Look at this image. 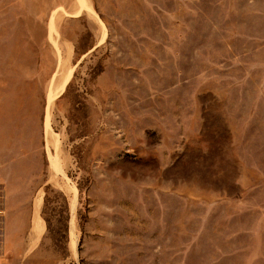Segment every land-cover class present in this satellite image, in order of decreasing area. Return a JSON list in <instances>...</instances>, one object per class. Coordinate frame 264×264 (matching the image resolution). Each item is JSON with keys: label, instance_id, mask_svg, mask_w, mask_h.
I'll return each instance as SVG.
<instances>
[{"label": "rangeland", "instance_id": "rangeland-1", "mask_svg": "<svg viewBox=\"0 0 264 264\" xmlns=\"http://www.w3.org/2000/svg\"><path fill=\"white\" fill-rule=\"evenodd\" d=\"M0 213V264H264V0H0Z\"/></svg>", "mask_w": 264, "mask_h": 264}, {"label": "crops", "instance_id": "crops-1", "mask_svg": "<svg viewBox=\"0 0 264 264\" xmlns=\"http://www.w3.org/2000/svg\"><path fill=\"white\" fill-rule=\"evenodd\" d=\"M1 215V213H0ZM48 226L45 220L41 216V210L39 206L33 207V212L31 214V223L29 231L26 235V241L30 246L38 247L41 242L44 240L45 235L47 234ZM3 242V248L0 250V259L1 255L5 250V244L7 242V235L0 229V245Z\"/></svg>", "mask_w": 264, "mask_h": 264}, {"label": "bare ground", "instance_id": "bare-ground-1", "mask_svg": "<svg viewBox=\"0 0 264 264\" xmlns=\"http://www.w3.org/2000/svg\"><path fill=\"white\" fill-rule=\"evenodd\" d=\"M75 205V204H74Z\"/></svg>", "mask_w": 264, "mask_h": 264}]
</instances>
